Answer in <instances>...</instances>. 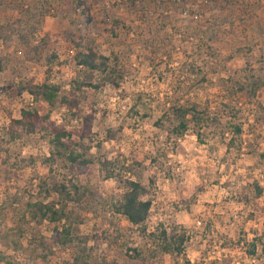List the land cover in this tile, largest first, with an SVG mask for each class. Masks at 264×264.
Segmentation results:
<instances>
[{
  "label": "rangeland",
  "instance_id": "rangeland-1",
  "mask_svg": "<svg viewBox=\"0 0 264 264\" xmlns=\"http://www.w3.org/2000/svg\"><path fill=\"white\" fill-rule=\"evenodd\" d=\"M0 27V264H71L76 254L94 264H264V0H0ZM19 27L47 44L30 53ZM90 49L121 78L76 63ZM75 80L104 81L75 90ZM42 83L56 89L51 103L19 91ZM72 88L74 117L62 102ZM25 103L49 118L14 136ZM192 103L207 120L178 132L173 107ZM87 112L93 135L81 140ZM61 124L92 159L83 169L45 162ZM127 178L151 203L141 225L116 211ZM60 183L78 186L76 200H62ZM51 203H66L69 219L43 216ZM65 226L74 239L62 243ZM161 228L185 233L181 254L158 250L151 234Z\"/></svg>",
  "mask_w": 264,
  "mask_h": 264
},
{
  "label": "trees",
  "instance_id": "trees-1",
  "mask_svg": "<svg viewBox=\"0 0 264 264\" xmlns=\"http://www.w3.org/2000/svg\"><path fill=\"white\" fill-rule=\"evenodd\" d=\"M19 22V21H18ZM20 26V24L18 25ZM26 27V26H24ZM1 28V27H0ZM19 38L21 42L26 46L27 50L30 53L37 54L40 50V47L45 46L46 38H41L38 45H35L26 34L23 33L22 27H19ZM55 57L54 54H52ZM76 63L86 67L89 70H93L99 73H104L103 79L110 80L111 74H118L117 78H121V73H118L116 70H111L107 72L108 69V57L102 54H97L91 49L83 52L79 51L74 56ZM7 64V58L0 56V71L5 68ZM104 81V80H103ZM101 81V82H103ZM101 82L98 83H88L83 80H75V90H80L83 86H92L98 88L101 86ZM118 86V82L114 83ZM26 89L29 94L33 96L35 100L39 98L47 103H51L56 95V89L54 86H51L47 83H42L40 85H26L20 86L19 91ZM73 88L68 96L62 97V102L65 108L68 111H72V116H76L78 110V103L80 102V97ZM173 113L178 117V132H184L187 130L190 124L196 125L205 122L207 120L206 111L200 110L196 103L190 105H177L173 107ZM81 114V113H80ZM93 113L87 112L81 115V125L78 130H74L77 137L81 140L89 138L93 135L91 130ZM49 114H40L39 109L36 106H33L31 103H25L19 109V115L15 119H11V134L18 135L19 133H33L41 123L48 121ZM51 138L49 139L50 143V155L45 160L55 161L58 158L68 159L71 163V167L75 169H83L91 162V158H85L82 154L76 151L74 148V140L72 138L73 133L65 127L64 124L61 125H51ZM102 165H112L111 168H114V161H100ZM114 163V164H113ZM114 173L113 169L109 171L106 176L110 177ZM124 192L116 206V211L124 216V218L131 223L132 225H141L148 216L150 208V200L143 199L142 196L146 192L144 185L137 180L127 178L124 182ZM73 191H70L64 184H57L55 191L61 196L62 200L69 202L76 200L73 196L76 193L78 194V186L73 185ZM263 191V187L256 185V195H260ZM66 204V203H63ZM61 204L60 207L55 208L54 205L44 204V210L42 211L43 216L48 214V218L54 222H60L62 219H69V216L66 213L65 205ZM41 210V209H40ZM64 236L61 239L62 243L71 242L74 238L70 235L69 228L63 227L61 231ZM264 234V232H263ZM152 237L156 236L155 241L158 244V250L167 254H181L184 249V243L187 240V236L184 232L176 233L175 231L169 233L165 228H161L158 231V234H151ZM264 236V235H263ZM252 248L249 249V252H253L254 244L251 243ZM135 250V249H134ZM136 255H133L134 258L139 257V252L135 250ZM71 264H94L91 260L86 259L80 254L72 256ZM5 264H11L9 261H6Z\"/></svg>",
  "mask_w": 264,
  "mask_h": 264
}]
</instances>
